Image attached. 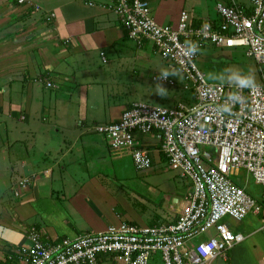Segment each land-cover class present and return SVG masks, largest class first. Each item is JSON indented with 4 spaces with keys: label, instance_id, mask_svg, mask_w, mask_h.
Returning <instances> with one entry per match:
<instances>
[{
    "label": "crops",
    "instance_id": "0c3cea01",
    "mask_svg": "<svg viewBox=\"0 0 264 264\" xmlns=\"http://www.w3.org/2000/svg\"><path fill=\"white\" fill-rule=\"evenodd\" d=\"M29 1L31 6L27 7L19 6L17 0H0V100L7 106L13 100L27 101L22 117L24 126H14L10 116L0 125L6 135L0 132V181L6 182V191L0 190V264H7L10 254L29 244V235L36 227L42 229L45 238L61 240L89 232L103 233L123 223L149 228L175 222L188 206L192 185L170 169L183 181L182 189L176 192L179 204L173 207L165 195L156 191V195H151L155 200L135 196L142 209L149 207L147 202L162 208L161 215L146 219L125 190L127 183L141 182L137 177L130 180V172H124L130 164L135 170L131 158L111 154L107 139L96 129L118 122L138 102L168 107L173 102L175 105L188 101L191 94L184 90L181 74L175 80L176 69L150 44L138 45L129 39L115 12L116 0ZM148 1L153 17L164 26H176L181 15L187 13L186 0ZM215 1L217 6L220 0ZM12 3L26 12L19 26L13 23L14 15L3 12ZM201 5L194 6L195 16L187 13L195 27L217 17L216 6L212 14L207 4ZM53 14L55 18H51ZM98 56L103 65H109L108 76L123 87L124 105L115 117L105 114L109 121L90 125L88 113L80 116V110L71 114L65 108L69 109L71 103L81 105L84 99L88 101V87L106 85L101 70L94 68ZM163 71L170 74L163 79L167 81L159 77L157 82V75ZM40 79L54 87L47 88L39 83ZM159 85L166 89L163 95L157 93ZM175 89L179 92L174 93ZM45 109L53 113V125L42 124ZM68 114L71 120L65 124L63 116ZM138 138L144 146L155 147L152 157L158 166L152 169L153 160L152 167L145 172L168 166L154 137ZM262 211L254 217L264 219ZM253 225L249 221L247 229ZM247 233H242L246 241L231 250L226 260L218 259L221 262L216 260L212 264H250L256 259L261 262L264 252L253 242L255 233ZM100 264L123 263L103 257Z\"/></svg>",
    "mask_w": 264,
    "mask_h": 264
},
{
    "label": "built area",
    "instance_id": "2783aa9c",
    "mask_svg": "<svg viewBox=\"0 0 264 264\" xmlns=\"http://www.w3.org/2000/svg\"><path fill=\"white\" fill-rule=\"evenodd\" d=\"M17 3L31 6L29 0ZM115 12L129 39L150 44L181 74L191 98L173 107L135 103L118 122L96 131L107 139L111 154L130 157L138 173L153 164L152 149L138 135L154 137L168 167L193 187L188 206L173 223L149 228L123 223L75 239L51 240L33 229L29 244L10 254L7 264H100L103 257L123 264H212L246 241L226 218L242 223L263 210L250 178L264 199V0H220L216 19L198 28L187 13L176 26L159 24L148 0H116ZM189 43L197 46L195 54ZM208 45L246 48L260 76L257 87L209 82L197 65ZM232 95L239 100L229 101ZM226 104L229 112L222 111Z\"/></svg>",
    "mask_w": 264,
    "mask_h": 264
},
{
    "label": "rangeland",
    "instance_id": "374dc122",
    "mask_svg": "<svg viewBox=\"0 0 264 264\" xmlns=\"http://www.w3.org/2000/svg\"><path fill=\"white\" fill-rule=\"evenodd\" d=\"M196 4L197 5L202 4L201 5L202 7H204V5L207 4L206 7L208 6L213 14L214 7L216 6V1L209 0L207 2V0H186L185 9L187 13H190L191 15L195 16L193 12H194V6ZM11 5H7V10L3 12H8L9 14L14 15L13 23L15 26H19V22L23 21V14H25L26 12L24 9L16 6L13 3ZM15 30H21V29L20 27H15ZM20 35H22V33H20ZM93 64L96 70H101L100 74L104 75L103 80L105 81L104 84L106 85L96 87V88L88 87V91L90 94L88 101H85L87 99H84L81 105L79 104L77 105V103H73V104L71 103V106L69 109L65 108L66 109L65 111L67 112L71 110V114H77L78 110H80V116L88 113L89 115L88 123L90 125H95L96 123L102 124V123L109 121V119L105 120V114L110 113L112 116L115 117L117 113L121 112L122 107L124 105L122 104L123 103L122 100H124V96L122 95L123 87L118 86L115 83L116 79L108 76L109 69L107 68L109 67V65H103V62L99 58V56L96 58ZM197 65L199 69L205 74L206 79L212 83L232 85L226 82V80H222L218 78L221 74L224 73V70L228 68L239 69L245 74L251 73L256 81V84L260 82V76H259L258 70L254 64V61L251 58H249V56L247 55L246 48L216 49L213 46H208L205 50L201 52L200 57L197 61ZM159 77H160V73L157 75V78H156L157 82H160ZM174 79L175 80L179 79V73L176 70L174 72ZM43 81L45 80L40 79L39 83L43 84ZM100 81L101 79H98V82ZM176 90L177 89H175L174 93H176ZM177 92L179 91L177 90ZM128 97L131 98L130 96ZM136 97L137 96H135L134 99H136ZM5 103H6L5 101L0 100V125L1 124L3 125V123L5 122L6 116L8 117L10 116V118H12L13 120L14 126H24L25 122L23 121L22 117H24V110H26V107L24 106H26L27 101L26 100H18V101L13 100V101L8 102V106ZM174 103L175 102H173V104L171 103L168 107H171L172 105H174ZM128 106H130V104ZM158 107H163V106H158ZM10 109H13L12 110L13 115L9 113ZM43 118H46L47 120L43 119V121H41L42 124H46V125L54 124V121H55L54 115L48 109H45V112L43 113ZM63 118H64L65 124L70 123L71 118L69 117V114L66 117L63 116ZM0 132L4 136H6L5 132H2V129H0ZM1 133H0V136H1ZM37 141L40 142L39 139H37ZM152 150H155V147L152 148ZM16 159L17 158L15 157V160ZM153 160H154V165H153L154 167L152 169L155 170V168L158 165L156 163L155 157H153ZM0 167L2 166L0 165ZM164 167L165 168H163V170H160V171H152L150 173L149 172L136 173V171L132 168L131 164L127 165V167L125 166L126 171L124 172H127V173L130 172L128 173L130 174L129 175L130 180H134V178L137 177L138 180L141 181V182L134 181L132 183L131 182L127 183L125 190L127 193H129L131 201L135 203V208L137 209V211H139L140 213H143L146 219H149V220L156 218L157 215H161L162 208L154 206V204L151 202H147L149 204V207L142 209L141 206L137 204L135 200V196L146 197L149 200L151 199L155 200V198H153V196L151 195L152 194L156 195V192H157V194L160 193V195H165L166 201L172 202L173 207H176L179 204V199H178L176 192L182 189L183 181L179 179L177 175L173 171H171L167 165H164ZM134 173H136V175H134ZM244 176H245V173L242 172V177ZM5 184L6 182L0 181V190L3 192L6 191ZM250 184L252 186L253 191L256 193V197L260 199V202L263 207L262 214L264 215V199L262 198V195H261L262 191L258 187L255 186L254 180L252 178H250ZM254 216L255 215L250 214L249 217L246 220H244L242 223H236L232 219L226 218V223L228 224V226L231 228L233 232H238V233H246L247 231L248 233L254 232L255 235L253 236V242L254 244L258 245V249L264 252V230L263 229L260 230V228L261 227L263 228L264 226V221H262L264 219L262 217L255 218ZM251 220L254 222V225L252 229L248 230L247 224ZM254 220L259 221V223H256ZM217 261H220V260H217ZM156 264H162V263L160 260H158L156 261ZM250 264H264V258L261 262L259 260L257 261L256 259Z\"/></svg>",
    "mask_w": 264,
    "mask_h": 264
},
{
    "label": "clouds",
    "instance_id": "9594fccd",
    "mask_svg": "<svg viewBox=\"0 0 264 264\" xmlns=\"http://www.w3.org/2000/svg\"><path fill=\"white\" fill-rule=\"evenodd\" d=\"M188 51L190 54H195L197 51V46L193 43H189L188 45ZM169 72L163 71L160 73V79H167L169 77ZM218 78L222 80H226V82L235 85L238 89H245V88H255L257 87L256 81L251 73L245 74L239 69H232L228 68L224 70V73L221 74ZM166 91L165 87L162 85L158 86L157 93L159 95H163ZM239 100L238 95H232L229 97V101L231 102H237ZM231 108V104H226L222 106V111L229 112Z\"/></svg>",
    "mask_w": 264,
    "mask_h": 264
},
{
    "label": "trees",
    "instance_id": "16d2710c",
    "mask_svg": "<svg viewBox=\"0 0 264 264\" xmlns=\"http://www.w3.org/2000/svg\"><path fill=\"white\" fill-rule=\"evenodd\" d=\"M196 27L198 28V26H196ZM146 43H147V42H144L143 44H146ZM130 108H131V107H130ZM163 158H164V157H163ZM164 159H165V158H164ZM165 161H166V159H165ZM20 185H21V184H20ZM20 185H19V186H20ZM29 187H31V184H29ZM250 192H252V191L250 190L249 193H250ZM260 203H261V202H260ZM34 229H35L36 231H39L40 233L42 232V229H39V228H37V227L34 228Z\"/></svg>",
    "mask_w": 264,
    "mask_h": 264
}]
</instances>
